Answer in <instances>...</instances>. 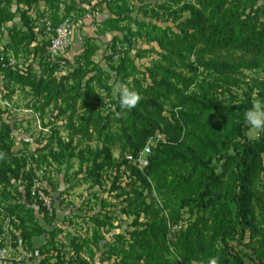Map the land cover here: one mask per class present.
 I'll list each match as a JSON object with an SVG mask.
<instances>
[{"label":"trees","instance_id":"obj_1","mask_svg":"<svg viewBox=\"0 0 264 264\" xmlns=\"http://www.w3.org/2000/svg\"><path fill=\"white\" fill-rule=\"evenodd\" d=\"M263 2L191 0L190 17L178 24V31H171L173 38L167 30L162 31L160 45L167 65L158 69L161 79L152 72L142 74L144 79L132 90L141 100L130 110L119 104V113L114 117L104 116L94 107L99 97L89 89L93 78L82 67L60 80L54 77L53 67L51 75L40 79L31 67L3 71L10 82L43 96L42 111L61 101L66 107L60 109V114L71 112L72 122L80 105L84 111L80 134L89 141L96 134L104 144L95 155L96 161L104 157L103 162L95 164V169L112 167L114 148L118 146L122 160L119 166L124 164L135 182L155 194L148 197V202L144 191L135 189L132 196L113 184L117 196L130 204L129 210L137 220L142 216L148 219L142 229L137 227L131 233L128 248L122 246L119 261L114 264H209L212 258L217 264H264V129L257 139L246 136L252 125L245 113L253 104L249 101L232 107L223 95L210 96L204 88L203 97L198 98L190 93L193 80L188 82L177 71L183 68L197 76L204 68L216 74L218 82H234L237 74L264 70ZM10 3L0 0V15L6 13V4ZM20 47L27 55L41 53L39 59H44V47L38 44L33 31L16 33L1 55L19 56ZM98 49L88 40L83 56L69 60V68L77 60H94ZM124 60L137 73L133 61L128 56ZM148 76H152L151 84L147 83ZM258 88L259 100L264 101V83ZM167 102H171V114L165 107ZM113 125L120 131L112 132ZM10 134L9 127L0 132V182L4 183L18 178L25 169L24 163L11 159ZM157 134L165 137V143L153 149L149 167L140 170L129 165L127 157L138 154ZM215 163L221 164V172ZM33 205L28 203L22 211L34 224L35 231L25 228L24 233L31 248L32 238L48 236L35 219Z\"/></svg>","mask_w":264,"mask_h":264},{"label":"rangeland","instance_id":"obj_2","mask_svg":"<svg viewBox=\"0 0 264 264\" xmlns=\"http://www.w3.org/2000/svg\"><path fill=\"white\" fill-rule=\"evenodd\" d=\"M190 1L54 0L30 4L27 0H11L6 4L8 8L3 6L6 13L0 15V47L11 42L16 33L33 31L38 44L44 47V59L40 61L41 53L27 55L20 47V55L14 56L16 67H31L39 79L51 75L53 67L56 68L54 77L58 80L82 67L83 72L93 78L88 84L89 89L99 97L94 107L102 115L114 117L119 113L118 85L133 90L144 79L142 74L151 72L161 79L158 69L167 65L160 45L162 31L167 30L173 38L171 31H178V24L190 17ZM69 9L74 10L70 12ZM98 17L105 19V24L100 25ZM66 18L73 22L75 29L73 45L69 49V53H75L73 60L83 56L88 40L99 49L94 60L91 57L88 61L77 60L69 69H61L50 63L46 50L50 37L46 35L45 24L50 21L58 26ZM127 56L137 73L124 60ZM91 60L95 64H90ZM177 71L188 82L193 80L190 93L202 98L201 89L204 88L210 96L223 95L227 105L232 107L259 100L258 85L264 83V70L237 74L234 82H218L215 80L218 76L204 68L197 76L183 68ZM147 81L151 84L152 76H148ZM178 86L181 88L183 84ZM43 103L44 98L37 91L10 82L3 73L0 75V132L10 128L11 159L25 164L18 178L0 182V250L7 251L9 262L32 260L40 252L43 264H114L119 261L122 246L128 248L131 233L137 227L142 229L148 219L142 216L137 220L129 210L130 204L117 196L113 184L130 193L135 189L144 191L148 202V197L155 194L135 182L136 178L124 164L119 166L122 160L118 146L114 148L113 166L103 171L95 169V164L103 162L104 157L96 161L95 155L104 144L96 134L92 141L80 134L84 114L80 105L70 122L71 112L60 114L66 104L58 101L42 111ZM165 107L171 114V102ZM111 131L119 132L120 128L113 125ZM261 131L252 126L246 136L254 140ZM215 166L218 172L222 171L221 164L215 163ZM36 185L53 198L52 214L32 197L31 189ZM28 203L34 204L32 209L35 205L40 208L38 214H43L47 229L51 231L47 232L48 236L54 237L41 251L31 248L24 240L25 228L35 231L34 224L28 222L26 213L22 212L26 211ZM57 211L61 212L59 216Z\"/></svg>","mask_w":264,"mask_h":264},{"label":"built area","instance_id":"obj_3","mask_svg":"<svg viewBox=\"0 0 264 264\" xmlns=\"http://www.w3.org/2000/svg\"><path fill=\"white\" fill-rule=\"evenodd\" d=\"M45 32L50 37L46 46L50 63L61 69H69V60L73 61L75 58V53H69L75 35L73 22L69 18H66L60 25L55 26L52 22L47 21L45 24ZM6 45L0 47V75H2L5 69L15 68L17 66L16 59L13 55L10 54L7 58L1 55ZM161 143H165V139L161 134L150 137L146 141L144 148L136 155H129L127 161L137 166L140 170L147 169L150 164L149 157L153 153V149ZM1 153L2 149L0 144V155ZM31 190L32 197L52 214L53 198L47 195L42 189H39L38 185L34 186ZM8 258L7 251L0 250V262L7 261ZM21 260L19 259L17 261L21 262Z\"/></svg>","mask_w":264,"mask_h":264},{"label":"clouds","instance_id":"obj_4","mask_svg":"<svg viewBox=\"0 0 264 264\" xmlns=\"http://www.w3.org/2000/svg\"><path fill=\"white\" fill-rule=\"evenodd\" d=\"M116 91L119 92L123 109L130 110L136 107L141 100L139 93L130 90L126 85H118ZM245 119L254 129H264V101L255 100L252 108L245 113ZM209 264H217V259H210Z\"/></svg>","mask_w":264,"mask_h":264},{"label":"crops","instance_id":"obj_5","mask_svg":"<svg viewBox=\"0 0 264 264\" xmlns=\"http://www.w3.org/2000/svg\"><path fill=\"white\" fill-rule=\"evenodd\" d=\"M98 23L101 25L103 23H105V19H102L101 17L99 18L98 17ZM82 27V26H81ZM78 38V37H77ZM79 39V38H78ZM77 44V43H76ZM80 48V44L79 45H76V48ZM77 48V49H78ZM59 202V200H58ZM35 209L34 210V215H35V218L37 219V223L38 225L43 229L45 230L46 232H51L50 230L47 229V221L44 219V216L43 214H38L39 211V207H37L35 205L34 207ZM61 214L60 211H57V215L59 216ZM6 230V228H4ZM6 232V231H5ZM53 233V232H52ZM54 239V237H50V236H46V235H41V236H35L34 238H32V241H31V244H32V247L35 249V250H39L41 251V249L47 245L49 243V240L50 242ZM40 253V252H39ZM37 252L36 256H34V258L31 260L29 258L25 259L23 262H15V261H12V262H9V261H1L0 264H43V260L41 258V255Z\"/></svg>","mask_w":264,"mask_h":264}]
</instances>
